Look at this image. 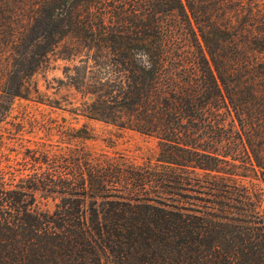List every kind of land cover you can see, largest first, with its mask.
<instances>
[{"label":"trees","instance_id":"trees-1","mask_svg":"<svg viewBox=\"0 0 264 264\" xmlns=\"http://www.w3.org/2000/svg\"><path fill=\"white\" fill-rule=\"evenodd\" d=\"M58 61L155 161L0 172V264H264V0H0V103Z\"/></svg>","mask_w":264,"mask_h":264},{"label":"rangeland","instance_id":"rangeland-1","mask_svg":"<svg viewBox=\"0 0 264 264\" xmlns=\"http://www.w3.org/2000/svg\"><path fill=\"white\" fill-rule=\"evenodd\" d=\"M64 81L62 63H52L26 79L25 86L31 88L28 97L14 96L0 103V172L8 183L46 169L28 155L58 159L73 151L135 166L155 161L154 137L74 113L79 96ZM48 170L62 172L63 168L56 165ZM38 200L53 207L51 199Z\"/></svg>","mask_w":264,"mask_h":264}]
</instances>
